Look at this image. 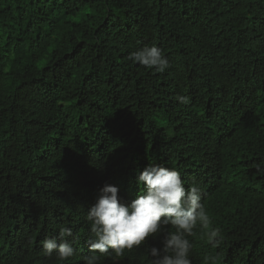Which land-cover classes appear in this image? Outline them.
<instances>
[{"label": "trees", "instance_id": "1", "mask_svg": "<svg viewBox=\"0 0 264 264\" xmlns=\"http://www.w3.org/2000/svg\"><path fill=\"white\" fill-rule=\"evenodd\" d=\"M153 44L164 73L128 60ZM149 163L198 183L221 229L189 237L192 264H264V0H0V264H62L41 243L61 226L84 264L99 190L131 201Z\"/></svg>", "mask_w": 264, "mask_h": 264}, {"label": "clouds", "instance_id": "2", "mask_svg": "<svg viewBox=\"0 0 264 264\" xmlns=\"http://www.w3.org/2000/svg\"><path fill=\"white\" fill-rule=\"evenodd\" d=\"M128 60L155 72L164 73L172 65L163 50L155 44L131 52ZM176 100L188 105L191 100L179 95ZM136 185L143 188L134 199L126 201L119 188L105 184L86 213L90 236L86 240L89 255L84 264H101L102 258L111 256L114 261L126 251L159 240V247L148 246V264H192L190 253L194 247L189 237L197 228L204 232L208 243L218 247L222 241L221 229L210 228L211 218L202 203V188L193 182L190 187L180 173L160 164H148L138 172ZM210 229V230H209ZM69 238H75L71 228L61 226L58 235L42 243L43 254L60 262L75 255ZM205 264H216V257H208Z\"/></svg>", "mask_w": 264, "mask_h": 264}, {"label": "bare ground", "instance_id": "3", "mask_svg": "<svg viewBox=\"0 0 264 264\" xmlns=\"http://www.w3.org/2000/svg\"><path fill=\"white\" fill-rule=\"evenodd\" d=\"M235 11V10H234ZM224 15V14H223ZM225 15H226V13H225ZM228 15V14H227ZM225 17V16H224ZM222 19V18H221ZM231 20V19H230ZM233 21V20H232ZM234 22V21H233ZM231 23V22H230ZM218 30V29H217ZM242 30V29H241ZM212 33V32H211ZM221 36V35H220ZM220 36H218V37H220ZM184 38V37H183ZM209 38V37H208ZM211 40V39H210ZM205 41V40H204ZM214 41V40H213ZM210 42V41H209ZM242 42H243V40H242ZM204 43V42H203ZM215 44V43H214ZM217 44V43H216ZM206 45V44H205ZM234 46V45H233ZM198 47V46H197ZM235 47V46H234ZM212 49H213V47H212ZM235 49V48H234ZM240 49V48H239ZM225 50V49H224ZM231 50V49H230ZM235 51V50H234ZM233 51V52H234ZM245 52V51H244ZM243 52V53H244ZM225 55H227V54H225ZM248 60V59H247ZM234 61V60H233ZM241 61V60H240ZM249 63V62H248ZM214 64V63H213ZM232 64V63H231ZM215 65H217V64H215ZM214 65V66H215ZM213 66V67H214ZM250 66V65H249ZM247 68V67H246ZM246 71V70H245ZM126 77V76H125ZM234 79V78H233ZM237 79V78H236ZM234 82V81H233ZM232 117V116H231ZM185 147V146H184ZM126 191V190H125ZM120 193H121V191H119ZM123 192V191H122ZM10 229V228H9ZM23 235V234H22ZM7 238V237H6ZM26 238V237H25ZM4 239V238H3ZM24 240V239H23ZM12 242V241H11ZM31 244V243H30ZM33 244V243H32ZM41 244V243H40ZM1 245V244H0ZM8 245V244H7ZM32 248V247H31ZM34 249V248H33Z\"/></svg>", "mask_w": 264, "mask_h": 264}]
</instances>
